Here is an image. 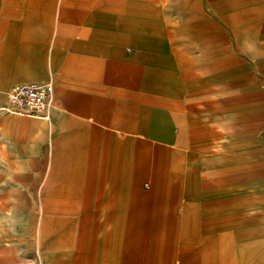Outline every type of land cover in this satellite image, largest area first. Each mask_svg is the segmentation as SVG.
Returning <instances> with one entry per match:
<instances>
[{
  "label": "crops",
  "instance_id": "obj_1",
  "mask_svg": "<svg viewBox=\"0 0 264 264\" xmlns=\"http://www.w3.org/2000/svg\"><path fill=\"white\" fill-rule=\"evenodd\" d=\"M48 83L0 114V264H264V0H0V106Z\"/></svg>",
  "mask_w": 264,
  "mask_h": 264
},
{
  "label": "built area",
  "instance_id": "obj_2",
  "mask_svg": "<svg viewBox=\"0 0 264 264\" xmlns=\"http://www.w3.org/2000/svg\"><path fill=\"white\" fill-rule=\"evenodd\" d=\"M51 95L52 86L50 83L42 86H14L8 91L5 104L0 106V114L38 116L42 110L49 106Z\"/></svg>",
  "mask_w": 264,
  "mask_h": 264
},
{
  "label": "rangeland",
  "instance_id": "obj_3",
  "mask_svg": "<svg viewBox=\"0 0 264 264\" xmlns=\"http://www.w3.org/2000/svg\"><path fill=\"white\" fill-rule=\"evenodd\" d=\"M102 233V226L98 225V237L100 236V234ZM248 243H254L253 241L252 242H248ZM263 245H264V242H263Z\"/></svg>",
  "mask_w": 264,
  "mask_h": 264
}]
</instances>
